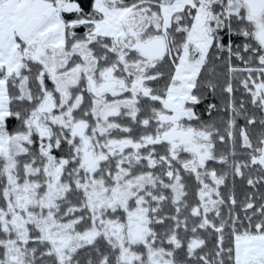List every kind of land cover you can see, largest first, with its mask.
Masks as SVG:
<instances>
[{
  "label": "snow or ice",
  "instance_id": "snow-or-ice-1",
  "mask_svg": "<svg viewBox=\"0 0 264 264\" xmlns=\"http://www.w3.org/2000/svg\"><path fill=\"white\" fill-rule=\"evenodd\" d=\"M0 264H264V0H0Z\"/></svg>",
  "mask_w": 264,
  "mask_h": 264
}]
</instances>
